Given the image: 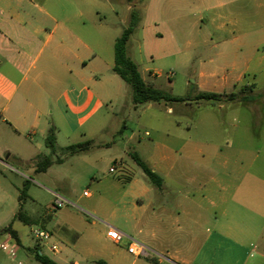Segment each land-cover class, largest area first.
Listing matches in <instances>:
<instances>
[{
  "label": "rangeland",
  "instance_id": "1",
  "mask_svg": "<svg viewBox=\"0 0 264 264\" xmlns=\"http://www.w3.org/2000/svg\"><path fill=\"white\" fill-rule=\"evenodd\" d=\"M160 2L164 5L165 17L174 27L176 40L166 35L156 37L152 27L141 24L130 38L128 54L137 63L148 84L188 101L167 105L154 103L135 108L130 87L111 71L108 75L116 77L120 83L118 88H114L113 101L108 102V107L86 125L87 136L82 132L69 137L56 133L58 139L54 159L63 161L53 164L46 174L31 170L26 171V177L20 176L10 167L16 164L14 157L9 158V152L0 154V244L8 247V250L0 248V264H39L34 257L36 250L48 254L51 244L35 238L33 231L36 229L52 234V242L60 247L59 254L69 256L70 264H96L95 260L104 247H119L125 252L132 239L140 243L132 216L166 214L159 210L161 205L155 203L157 190L130 153L136 152L145 157L152 169L154 159H157L156 145L166 142L162 138H167V135L192 140L194 146L202 151L193 153L196 165L216 166L223 162L228 165L225 170L218 168L225 190L223 203L220 193L217 197L212 195L215 206L210 205L209 200L202 202V194L197 189L198 182L207 179L206 173L198 177L197 167L188 173L193 180L192 190L190 199L182 202L189 211L187 215L201 213L198 206L201 204L207 209V215H218L221 219L218 230L222 224L233 228L237 225L239 230L234 228L230 238L244 244L243 253L229 240H225L218 251L208 242L204 249L207 264H264V39L260 33L264 12L253 7H247L245 12L230 8L238 13V23L234 26L233 17L212 22L214 13H201L193 4L180 3L179 0ZM47 3L79 6L85 19L95 20L98 29L107 41L110 40L114 55V43L126 27L125 18L133 8L142 10L150 1L47 0ZM150 5L149 14L153 18L157 5L155 2ZM223 22L224 27L220 29ZM238 34L243 35L241 40L222 42L232 40ZM246 64L251 71H246L249 76L243 78V84L256 82L258 88L254 94L239 92L235 101L215 105L210 101L196 100L201 92L230 93L228 88L213 87V82L204 86L200 74L208 70V66L209 71L217 73L220 79L226 73L237 74L246 70ZM235 67L238 70H234ZM254 74H257L255 80ZM236 89L238 91L239 87ZM244 95L252 97L255 102L242 101ZM87 141L92 143L88 150L74 156L64 153L66 147ZM37 142L41 147L37 148ZM19 143L16 144L19 146ZM33 143L35 147H27L28 156L33 160L27 170L36 168L37 161L51 152L45 139L35 138ZM219 150L222 151V158L215 155V151ZM236 165L242 168L236 171ZM111 168L115 169V173L110 172ZM130 176L135 181L131 186L128 184ZM26 181H29V198L23 203V212L35 218L32 224L13 221L20 208L19 196ZM165 181L168 186L173 184L182 191L186 190L184 178L173 180L165 177ZM116 184L118 188H114ZM145 188L151 189L149 199H153L154 204L143 196ZM85 192L90 195L85 196ZM136 194L143 197L141 209ZM164 197L163 206L170 208V202L166 204V201L174 199L176 194ZM56 198L63 199L66 204L56 209ZM176 198L178 200L179 196ZM42 217L47 220L43 221ZM194 218L192 216L191 221L185 222L196 233L200 228L195 225ZM10 224L18 233L20 244L5 232ZM111 227L125 234L121 243L116 244L106 238ZM242 229H249L250 234H245ZM212 230V221L209 220L199 236L202 243ZM178 243L172 246L176 247ZM10 249L16 251L15 257L10 255ZM150 255L155 256L151 252ZM127 257L128 264L136 257L140 261L145 260L144 256L131 253Z\"/></svg>",
  "mask_w": 264,
  "mask_h": 264
},
{
  "label": "crops",
  "instance_id": "2",
  "mask_svg": "<svg viewBox=\"0 0 264 264\" xmlns=\"http://www.w3.org/2000/svg\"><path fill=\"white\" fill-rule=\"evenodd\" d=\"M149 1L150 3L141 10V24L152 27L156 37L163 38L166 35L173 41L176 40L174 27L165 17L161 0ZM179 1L193 4L201 13H214L211 17L212 22L218 19L225 21L233 17L234 26L238 23V13H234L230 8L245 12L247 7H253L264 12V0ZM154 2L157 7L152 18L149 14L150 4ZM131 9L129 6V10ZM128 21L129 14L124 23L127 25ZM224 24L225 22L220 25V29ZM262 25L260 33L264 39V23ZM98 28L97 22L87 21L83 11L75 4H50L47 0L43 3L34 0H0V154L9 152L8 157H14L16 164L10 167L19 172L20 176L26 177V171L37 172L36 168L26 169L33 163L28 156L27 147H35L33 143L35 138L46 139L47 132L52 126L55 133H64L67 137L78 132L87 136L86 125L90 124L101 110L108 107V102L113 101L114 88L120 86L116 77L108 75V72L113 71L115 54L112 55L110 40L107 41ZM242 37L243 35L238 34L232 40L222 42H235ZM211 63L212 60L209 64ZM206 69L208 70H203L200 74L204 86L213 82V87L228 88L229 92L237 91V87L248 86L252 94L258 88L254 81L243 84V78L249 76V73L245 74L246 71H251L248 64L246 70L238 71L237 74L226 73L220 79L217 73L209 71V66ZM234 70L238 68L235 67ZM256 77L257 74H254L253 79ZM254 102L255 100L250 97L249 103ZM162 139L167 143L158 142L156 145L157 159H154L152 170L164 181L163 188L156 189L158 193L155 196V203L161 205L158 209L166 215L132 216L140 243L155 256L149 253L144 261L136 257L131 264H207L204 255L207 243L211 242L218 251L225 240H229L234 247L244 253L242 241L230 238L234 228L239 230L237 225L233 228L222 224V228L218 230L221 223L218 215H207L205 213L207 209L201 204L198 206L203 213L187 215L189 211L182 203L190 199L193 180H190L188 173L193 172L196 167L199 169L195 170L198 177L201 173H206L207 177L204 182H198L197 189L202 194V202L209 200L210 205L215 206L216 202L212 195L216 194L217 197L220 193L223 203L225 187L219 178L218 168L227 169V163H218L216 166L196 165L193 162V153L202 151L194 146L192 140L168 135ZM18 141L19 146L16 144ZM36 146L39 148L41 144L37 142ZM221 153V150L215 151L216 157L222 158ZM139 156L146 162L145 157ZM241 168L236 165L234 170L239 171ZM48 170L37 173L46 174ZM165 177L173 180L184 178L186 190L182 191L173 184L168 186ZM128 184L129 186L135 184L131 176ZM118 186L116 184L114 188ZM150 191L151 189L145 188L143 196L149 199ZM175 194L180 200L176 197L168 198L166 204L170 202V208H165L164 196L170 197ZM136 195L141 203L139 206L141 209L143 197L141 194ZM149 200L151 203L153 199ZM27 216L31 221H35L33 216ZM192 216H195V225L200 228L196 233H193L192 227L189 224L187 226L185 222L189 219L191 221ZM41 219L47 220L45 217ZM209 220L212 221V234L206 236L202 243L199 236L203 234V228L209 224ZM243 231L250 234L249 229ZM106 238L112 242L108 234ZM178 241L180 244L173 247V243ZM129 244L125 252L119 247H104L100 250L95 263L128 264ZM41 253L55 264H70L69 256L53 252L51 248L48 249V254Z\"/></svg>",
  "mask_w": 264,
  "mask_h": 264
},
{
  "label": "trees",
  "instance_id": "3",
  "mask_svg": "<svg viewBox=\"0 0 264 264\" xmlns=\"http://www.w3.org/2000/svg\"><path fill=\"white\" fill-rule=\"evenodd\" d=\"M142 21V11L139 8H133L130 11L129 21L126 27L123 29L120 37L117 38L114 44V54H115V64L113 71L130 87L132 92V103L135 108L154 103H164V104H174V103H185L188 101L187 98L177 97L170 93L164 92L152 84H148L137 65V63L132 60L128 54L127 46L135 30L140 26ZM249 87L244 86L240 87L238 91H232L228 93H215V92H201L196 97L197 101H210L213 105L222 104L223 102H233L237 99V94L241 92L246 94ZM241 100L246 102L250 101V98L247 95L241 97ZM46 145L50 149L48 155L42 156L36 163L37 172H46L56 162H62L63 159H54L55 155V146H56V133L55 128L52 126L47 132L46 135ZM92 146L91 141L85 143L74 144L68 146L64 149V153L69 156H74L88 150ZM131 158L136 162V164L142 169L143 173L153 184L155 189L161 190L164 185V181L160 175L154 172L148 164L136 153H130ZM29 181L25 182L21 194L19 196L20 208L19 211L15 214L14 220L23 221L26 224H32L33 221L24 214L23 212V203L28 198ZM5 232L9 233L10 236L20 244V239L18 233L12 228V224L5 228ZM35 260L39 264H55L51 261L46 255L42 254L39 250H36Z\"/></svg>",
  "mask_w": 264,
  "mask_h": 264
},
{
  "label": "built area",
  "instance_id": "4",
  "mask_svg": "<svg viewBox=\"0 0 264 264\" xmlns=\"http://www.w3.org/2000/svg\"><path fill=\"white\" fill-rule=\"evenodd\" d=\"M110 172L115 173V169L111 168ZM84 195L89 196V193L85 192ZM65 204L66 202L63 199L56 198L54 207L56 209H59L63 207ZM33 234L35 238H37L38 240H41L42 242L50 243L51 244L50 248L53 252H58L60 250V247L58 246V244L52 242V234L50 232L46 230L36 229L33 231ZM108 237L112 241H114L116 244H119L124 239L125 234L120 232L116 228L111 227L108 231ZM0 248H2L3 250H8V247L5 244H0ZM128 251L129 253L135 256H144V257H148L150 253L149 249L145 245L138 243L137 241L133 239L131 243L129 244ZM9 253L12 257H15L16 255V251L14 249H10ZM19 264H22V262H20Z\"/></svg>",
  "mask_w": 264,
  "mask_h": 264
}]
</instances>
